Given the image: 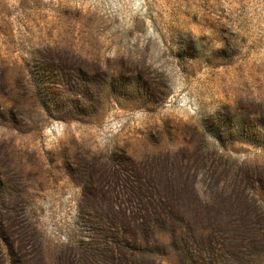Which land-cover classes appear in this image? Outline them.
Here are the masks:
<instances>
[{
  "label": "rangeland",
  "instance_id": "rangeland-1",
  "mask_svg": "<svg viewBox=\"0 0 264 264\" xmlns=\"http://www.w3.org/2000/svg\"><path fill=\"white\" fill-rule=\"evenodd\" d=\"M0 264H264V0H0Z\"/></svg>",
  "mask_w": 264,
  "mask_h": 264
},
{
  "label": "trees",
  "instance_id": "trees-1",
  "mask_svg": "<svg viewBox=\"0 0 264 264\" xmlns=\"http://www.w3.org/2000/svg\"><path fill=\"white\" fill-rule=\"evenodd\" d=\"M213 229L214 228L212 227L211 228V232H212ZM189 231H190L189 227H187L186 230H185V228H182L181 231H180V233H179L180 234L179 238L186 239L188 237ZM203 247H204V248H202V252L203 253L200 254L202 259H203L204 256H207L208 255V253H209V251L211 249V243L208 242L207 244L203 245Z\"/></svg>",
  "mask_w": 264,
  "mask_h": 264
}]
</instances>
